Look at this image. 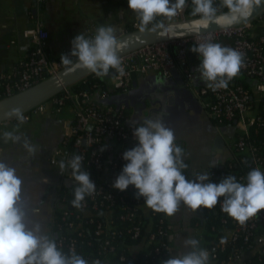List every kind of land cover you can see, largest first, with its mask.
Segmentation results:
<instances>
[{"label":"built area","instance_id":"obj_1","mask_svg":"<svg viewBox=\"0 0 264 264\" xmlns=\"http://www.w3.org/2000/svg\"><path fill=\"white\" fill-rule=\"evenodd\" d=\"M188 15L191 14L186 4L172 20ZM256 22L264 24V14ZM254 27L255 23H248L141 47L120 56L125 74L120 76L116 72L105 88H67L24 114L29 121L36 114H58L70 107L73 120L65 124L62 144L52 151L49 160L58 166L61 160L67 162L73 155L80 154L83 169L90 173L97 186L94 195L85 198L82 209H76L71 205L74 199L71 170L63 171L70 186L68 191H62L52 217V237L60 250L66 254L74 250L89 264L97 259L101 264H112L119 246L123 248L119 259L124 264L133 260L128 257L129 252L148 249L152 244H155V258L145 264H163V256L171 255L170 230L166 227L169 217L148 208L144 198L137 199L134 186H129L124 192L113 187L126 164L123 153L128 150L127 146L136 143L133 133L137 122L132 119L126 104H114L110 98L111 93L128 91L135 75L151 71L170 77L177 69L190 84L192 72L188 52L201 42L211 40L225 46V40H228L230 48L243 53L241 72L251 80V83L247 81V86L235 77L227 89L213 91L206 83L197 91L203 107L217 126L231 123L235 129L229 141L232 157L221 175L225 178L233 175L238 181L245 182L252 168L259 167L264 171V35L256 34ZM96 30L95 27L89 28L87 37H94ZM45 33L40 22L25 30L24 34L32 38L33 46L27 59L20 62L14 71L0 75V100L30 88L65 67L61 57L49 58L45 47L48 33L47 38ZM184 170L190 172L189 166ZM222 200L221 197L215 208L219 226L211 227L214 232L211 259L222 264H250L255 257L262 261L264 211L241 225L221 212L219 204ZM114 212H117V218ZM222 238H226L227 243L221 244ZM127 239L130 242H126ZM87 248L90 250L86 251ZM224 253H228L227 259H222Z\"/></svg>","mask_w":264,"mask_h":264},{"label":"clouds","instance_id":"obj_2","mask_svg":"<svg viewBox=\"0 0 264 264\" xmlns=\"http://www.w3.org/2000/svg\"><path fill=\"white\" fill-rule=\"evenodd\" d=\"M187 3L188 0H128L129 9L140 21V31L154 33L168 30L164 20L157 21V17L171 21ZM260 3L261 0H220L217 5L216 0H191L192 15L199 16L201 22L215 24L225 18L232 21L246 19L254 5ZM220 8L228 11L219 13ZM71 45L70 55H61L62 65L90 70L99 78L108 76L112 69L120 76L125 74L119 55L121 42L114 27L100 26L91 38L80 33ZM191 51L201 58L195 72L213 91L227 89L244 67L243 53L211 40L195 45ZM6 115L15 118L18 124L16 130L3 133L4 141L19 143L23 139L22 147L34 156L38 147L16 134L27 120L23 110L15 108ZM133 135L136 146L123 153L126 164L113 187L124 192L134 186L136 198H144V204L154 212L173 217L181 204L194 213L201 208L213 210L221 197V212L241 225L264 211V171L259 167L247 173L245 182L229 175L219 184L211 183L207 172H194V179L189 180L183 174L188 167L183 159L184 149L176 142L174 131L165 125L164 113L135 124ZM82 161L83 157L75 154L58 165L61 173L65 169L71 170L74 181L71 205L76 209H82L85 198L94 195L97 187L90 173L83 169ZM44 182H48L46 177ZM22 184L16 168L0 160V264H89L74 250L67 254L60 250L56 239L40 222L30 224L28 212L23 207ZM220 243H227L226 238ZM183 247L187 251L171 256L164 264H210L211 253L200 246L198 239L184 238ZM92 264H101V261L97 259Z\"/></svg>","mask_w":264,"mask_h":264},{"label":"crops","instance_id":"obj_3","mask_svg":"<svg viewBox=\"0 0 264 264\" xmlns=\"http://www.w3.org/2000/svg\"><path fill=\"white\" fill-rule=\"evenodd\" d=\"M219 3L220 0H216V4ZM187 4L188 12L193 16L191 0ZM164 19L157 17V21ZM38 22L48 33L45 47L52 60L71 52V41L80 33L87 37L91 27L112 26L117 37L140 28V21L129 9L128 0H0V75L14 71L20 62L27 59L33 42L24 32ZM200 62L201 58L196 53L189 58L190 84L179 71L182 83L175 76L164 77L151 71L135 75L131 88L114 93L110 100L114 104H126L132 119L137 122L164 113L165 125L174 131L176 142L184 149L183 159L190 169L187 179H194V172H207L210 174L209 182L219 184L224 179L219 171L232 157L227 136H233L235 129L233 126L218 127L203 107L197 91L206 82L195 72ZM239 75L247 82L243 73ZM72 120L73 112L66 107L58 114H36L20 125L16 134L26 137L39 149L34 156L22 147L23 139L19 143L3 139L4 132L16 130L17 120L0 123V160L16 168L23 181L22 201L30 224L40 222L47 233L45 221L51 201L50 182L57 166L49 159L52 151L62 144L65 124ZM135 146L136 143L130 144L127 149ZM45 177L47 183L44 182ZM203 212L204 208L194 213L181 204L177 213L168 218L171 255L187 251L183 247L184 238L198 239L200 233L203 235ZM200 246L207 248L204 242H200ZM207 250L210 252L209 248ZM210 264H215L211 258Z\"/></svg>","mask_w":264,"mask_h":264},{"label":"water","instance_id":"obj_4","mask_svg":"<svg viewBox=\"0 0 264 264\" xmlns=\"http://www.w3.org/2000/svg\"><path fill=\"white\" fill-rule=\"evenodd\" d=\"M227 11L228 10L220 11L219 13H226ZM263 14L264 0H261L260 4L254 5L250 16H248L246 19H240L239 21H232L228 18H225L222 19L219 24L204 23L201 22L199 16L191 15L185 16L178 20H164L168 30H158L159 34L147 30L142 32L139 28L117 37L121 42L119 55L122 56L141 47L149 46L159 42L171 41L196 34L214 32L223 28H231L248 23H255ZM149 27H151V25H149ZM255 32L259 35H264V24L256 25ZM228 47L230 48V46ZM191 49L192 48H190L188 52L190 59L195 54L191 51ZM91 74L93 73L87 69H70V67L65 66L56 74L41 80L30 88L1 99L0 123L15 120V118H8L6 115L11 110L20 108L23 110L24 114L30 113L37 106L49 101L65 89L73 87ZM115 74L116 70H113V75ZM172 76L177 77L181 83L183 82L177 69L173 70ZM247 81L251 83V80L247 79ZM134 121L137 122L136 120ZM220 140L222 141L221 136Z\"/></svg>","mask_w":264,"mask_h":264},{"label":"trees","instance_id":"obj_5","mask_svg":"<svg viewBox=\"0 0 264 264\" xmlns=\"http://www.w3.org/2000/svg\"><path fill=\"white\" fill-rule=\"evenodd\" d=\"M226 10H228V9L227 8H222L221 9V11H226ZM225 42H226L225 46L228 47V45H230L228 40H225ZM113 70H115V69L110 70V74L108 76L103 77V78H99L93 73L90 76H88L87 78H85L84 80H82L81 82H79L78 84L74 85L73 88L76 89V90H79V89H93V90H95V89L96 90L103 89V88H105L107 86L106 85L107 81L113 76ZM236 79H237L238 82L244 83V84H246L248 86L246 80L243 77H241L239 74L236 77ZM113 94L114 93H111V95H113ZM224 126L226 127V126H233V125L231 123H226ZM234 169H237V168H234ZM223 171L224 170H221L219 172L222 174ZM183 172H184L183 174L185 175V177L189 173L186 170H183ZM228 176L229 175H227L226 177H228ZM68 189L69 188H67V191H68ZM113 215L116 218L118 217L117 212L116 213L114 212ZM203 215H204V218L202 220H203V224H204L205 229H206L204 237L206 238L207 246H208V248L210 250V246H211V243H212V240H213V237H214V232L211 230V227L213 225H217V224L219 226V218L217 217L215 209L209 210V209H205L204 208ZM122 226H123V224H122ZM166 227L170 230L169 221H168V223H166ZM127 241L130 242V240H128V239L126 240V242ZM154 246H155V244H152V245L149 246L148 249H140V250H135V251L129 252L130 255L128 254V257L130 259H133L130 264H145V262L148 261V260L152 261L155 258ZM122 249H120V246H119L118 254H116L115 258H113V263L112 264H124V262H120V259H119L120 252L122 251ZM89 250H90V248L86 249V251H89ZM227 255H228V253L222 254V259H227ZM163 258H164L163 259V262H164L167 259L171 258V255L169 253L165 254L163 256ZM129 262L130 261H127L126 263L129 264ZM215 263L216 264H222L221 261H216ZM160 264H162V263H160ZM250 264H264V259L262 261H260L257 257H255Z\"/></svg>","mask_w":264,"mask_h":264},{"label":"flooded vegetation","instance_id":"obj_6","mask_svg":"<svg viewBox=\"0 0 264 264\" xmlns=\"http://www.w3.org/2000/svg\"><path fill=\"white\" fill-rule=\"evenodd\" d=\"M230 134V133H229ZM231 139V135L227 136V140ZM230 155L232 156V150L229 146ZM56 173L52 176L51 182H50V204H49V210L47 213V218L45 221V225L48 229V234L52 237V231H53V212L58 208V202L60 195L64 189H67L70 186L69 181L64 176V172L61 173L59 170V167L56 166Z\"/></svg>","mask_w":264,"mask_h":264},{"label":"rangeland","instance_id":"obj_7","mask_svg":"<svg viewBox=\"0 0 264 264\" xmlns=\"http://www.w3.org/2000/svg\"><path fill=\"white\" fill-rule=\"evenodd\" d=\"M230 140H232V139H229V138H228L227 142L230 143V142H229ZM205 232H206V229L203 230V235L205 234ZM203 235L200 233V235H199V237H198V240H199L201 243L204 242V246H205V244L207 245V241H206V238H205ZM202 236H203V237H202ZM205 248H206V247H205ZM207 248H208V246H207ZM207 248H206V249H207ZM210 258H211V257H210ZM213 262H214V261H213ZM214 263H215V262H214ZM215 264H216V263H215Z\"/></svg>","mask_w":264,"mask_h":264}]
</instances>
